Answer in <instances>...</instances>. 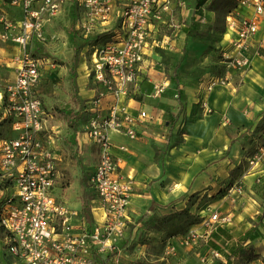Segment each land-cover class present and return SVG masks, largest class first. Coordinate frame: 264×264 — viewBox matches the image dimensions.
Here are the masks:
<instances>
[{
    "label": "crops",
    "instance_id": "1",
    "mask_svg": "<svg viewBox=\"0 0 264 264\" xmlns=\"http://www.w3.org/2000/svg\"><path fill=\"white\" fill-rule=\"evenodd\" d=\"M82 1L63 0L59 15L45 25V33L52 36L62 28L72 50L69 62L58 67L50 57L42 56V79L36 91L41 97L38 91L43 90L40 84L45 70L63 84V89H73L74 111L80 120L83 116L86 120L72 125L70 141L82 156L91 159L94 169L99 149L87 132L90 116L96 110L104 115L116 107L120 114L127 112L135 118L136 137L110 132L118 172L133 183L127 231L121 242L128 250L115 254L113 262L188 264L192 252L202 263V254L216 249L221 257L209 264H264V162H250L264 133V25L251 39L250 67L228 71L227 85L208 90L212 78L227 72L222 60L218 65L214 61L220 54L223 57V53L231 52L236 37L231 15L238 22L240 18H253L254 11L237 2L226 14L218 41L213 42L220 53L203 56L199 41L203 47L212 33L199 40L195 24L214 25L217 10L209 6L214 1L197 8L196 0H160L167 9L150 23L138 83L130 85L128 95L117 98L106 93L96 104L94 100L103 86L92 73L93 51L120 32L121 9L126 0H115L108 20L93 24L89 31L83 28L89 23L85 22ZM69 14L73 15L71 19L77 15L76 19L70 20ZM3 50L11 53L12 59L20 53L19 46L0 41V54ZM16 66L12 60H0V77L14 80ZM162 81H167L168 88L155 96L154 87ZM54 90L59 92L56 87ZM142 111L150 117L142 118ZM56 127L46 121L44 133L58 158L60 178L54 195L72 207L59 197L64 191L69 202H75L73 208L83 213L85 197L83 201L75 197L73 187L63 180L61 142L50 132ZM239 184L243 185L242 192L236 189ZM87 200L91 220L104 222L98 197L90 203ZM212 211L228 216L229 222L208 224ZM192 230L200 235L198 243L182 245L181 239ZM169 243L176 245V252L170 255L166 254ZM7 259L0 264H17L12 256Z\"/></svg>",
    "mask_w": 264,
    "mask_h": 264
},
{
    "label": "built area",
    "instance_id": "2",
    "mask_svg": "<svg viewBox=\"0 0 264 264\" xmlns=\"http://www.w3.org/2000/svg\"><path fill=\"white\" fill-rule=\"evenodd\" d=\"M63 0H0V41L20 47L12 61L17 64L14 80L0 77V122L8 124L7 134L0 137V225L7 232V252L17 264H96L95 256L117 251L127 231V211L133 183L118 172L112 152L111 131L136 137L135 118L120 114L112 107L107 114L96 110L89 119L87 132L98 146L99 162L90 177L104 211V222L89 223L83 213L69 207L54 195L60 178L58 158L45 133V109L37 86L42 79V57L31 49L35 40L44 41L45 25L59 15ZM86 21L84 29L108 20L115 0H83ZM238 6L254 11L253 18L231 15L236 37L231 52L223 53L226 73L212 78L207 85L213 90L228 84V71H245L251 65V39L264 25V0H238ZM167 9L160 0H126L121 9L120 32L115 39L93 51L92 73L103 90L95 98L99 104L106 93L115 97L130 93L138 83L140 67L146 55L153 18ZM11 12V13H10ZM204 18L201 21L204 22ZM167 81L154 87L162 95ZM207 107V104H203ZM142 118L150 115L144 111ZM48 137V138H47ZM264 162V133L250 161ZM243 191V185L237 186ZM76 221V222H75ZM229 222L228 216L212 211L208 224ZM200 239L189 231L181 239L193 246ZM128 250V249H127ZM127 250L125 253H127ZM176 252L169 243L166 254ZM221 253L211 249L202 261L211 263ZM113 264H120L115 260Z\"/></svg>",
    "mask_w": 264,
    "mask_h": 264
},
{
    "label": "rangeland",
    "instance_id": "3",
    "mask_svg": "<svg viewBox=\"0 0 264 264\" xmlns=\"http://www.w3.org/2000/svg\"><path fill=\"white\" fill-rule=\"evenodd\" d=\"M214 2L209 5L211 8L217 10V18L214 22V25H205V23L196 22L195 24V33L197 36H199V40L201 38H205L204 36H207L209 33H212L210 40L205 43V45L202 47V40L199 41V50L202 49L203 56L205 54H208L210 52L220 53L219 51L221 49L218 48L217 45H215L213 42L216 40L218 41L220 34L219 32H222L224 28V22H226V14L233 10L234 7L237 5L238 0H213ZM234 13V11H233ZM62 16V14H61ZM72 14L68 15L70 17V20H75L76 17H73L71 19ZM67 15L66 18L68 19ZM224 25V26H223ZM60 33L56 35H49L48 33H45L46 40L44 41H37L35 40L33 43V47L31 48L35 54H38L39 57H50L52 62L54 64L63 65L66 64L69 59V54L72 50V43L68 40V37L65 35V32L62 28H60ZM210 36V35H209ZM216 38V39H215ZM7 49V48H6ZM8 50V49H7ZM4 51V50H3ZM38 51V53H37ZM222 53V52H221ZM221 57L217 56L214 63L218 65L219 60ZM0 60L4 63H11L12 60V54L8 51H4L0 54ZM55 69V68H54ZM7 74L9 72H6ZM16 75V73H15ZM68 77V83H69V74L67 73ZM62 80V78H61ZM70 85V83H69ZM41 88L43 90L38 91L41 95L44 103V109H45V120L47 121L48 125L52 123L53 125H56L55 130H58L56 132L54 129H50V132L57 136L60 139L61 142V159L63 161V167L62 170L64 172L63 180L67 186H72L73 195L76 197L78 196L81 201H83V198L85 195L90 200L97 197L96 192L92 189L90 185V177L94 170V164L91 162V159L87 160L86 156H82L80 150L78 149L77 145L75 143H72L70 141L72 139V133L74 131L72 124L69 121V116H66L61 112V109H68L65 112H69V110H75L73 107L72 101H73V89L70 91H67L65 88L63 89V84L61 85L58 79H53L51 77V74L48 70H45L43 82L40 84ZM54 87V88H53ZM55 87L59 92H55ZM78 113V112H77ZM79 114V113H78ZM78 122L81 123V120H86V116L80 118L76 117ZM75 118V119H76ZM45 121V123H46ZM8 124L4 122H0V137L7 134ZM60 130V132H59ZM59 133V134H58ZM99 162V161H98ZM64 193H58L59 197H63L65 200H67L68 204H70L72 209L77 210L73 207H75V202L71 201L69 202L68 195ZM80 201V204H81ZM83 203V202H82ZM83 208V206H82ZM181 227L184 224H179ZM199 241V240H198ZM198 241L195 243L197 244ZM191 252L190 256H192V260L188 262V264H209L204 261L202 263L200 262L199 258L195 255H192ZM207 255V252H204L201 256L202 258ZM120 263V262H119ZM121 264V263H120ZM144 264V263H140Z\"/></svg>",
    "mask_w": 264,
    "mask_h": 264
},
{
    "label": "trees",
    "instance_id": "4",
    "mask_svg": "<svg viewBox=\"0 0 264 264\" xmlns=\"http://www.w3.org/2000/svg\"><path fill=\"white\" fill-rule=\"evenodd\" d=\"M192 1V0H187ZM208 0H196V7L200 8L201 6L205 5ZM221 60L224 62V58L222 57V54H220ZM179 97H181V93L179 91ZM68 109H61V112H63L64 115L69 116L70 123L74 126L77 121V114L74 110H69V112H65ZM76 118V119H75ZM83 213L84 216L87 218L89 223L94 222L91 217L90 207L88 205L87 196L85 195L84 199V206H83ZM7 232L4 230V228L0 225V261L4 262L5 258H9V254L7 252V245L5 244V239L7 237ZM125 244L120 243L119 248H125ZM117 253V251L114 252H107L105 254L97 255L95 256L96 264H113L114 255ZM8 260V259H7Z\"/></svg>",
    "mask_w": 264,
    "mask_h": 264
}]
</instances>
